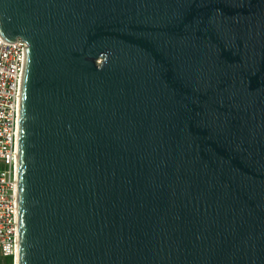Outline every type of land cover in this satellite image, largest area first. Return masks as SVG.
<instances>
[{"label": "water", "instance_id": "obj_1", "mask_svg": "<svg viewBox=\"0 0 264 264\" xmlns=\"http://www.w3.org/2000/svg\"><path fill=\"white\" fill-rule=\"evenodd\" d=\"M0 34L17 264H264V0H0Z\"/></svg>", "mask_w": 264, "mask_h": 264}, {"label": "built area", "instance_id": "obj_2", "mask_svg": "<svg viewBox=\"0 0 264 264\" xmlns=\"http://www.w3.org/2000/svg\"><path fill=\"white\" fill-rule=\"evenodd\" d=\"M28 43L0 34V261L14 257L19 237L18 143L21 88Z\"/></svg>", "mask_w": 264, "mask_h": 264}, {"label": "trees", "instance_id": "obj_3", "mask_svg": "<svg viewBox=\"0 0 264 264\" xmlns=\"http://www.w3.org/2000/svg\"><path fill=\"white\" fill-rule=\"evenodd\" d=\"M0 264H14V257L13 256L4 257V259L0 261Z\"/></svg>", "mask_w": 264, "mask_h": 264}]
</instances>
